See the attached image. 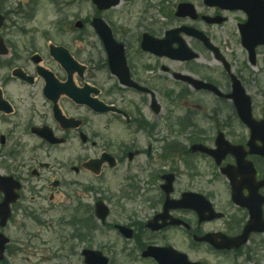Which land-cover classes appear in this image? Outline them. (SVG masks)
<instances>
[{"label":"flooded vegetation","instance_id":"1","mask_svg":"<svg viewBox=\"0 0 264 264\" xmlns=\"http://www.w3.org/2000/svg\"><path fill=\"white\" fill-rule=\"evenodd\" d=\"M37 1L27 0L24 5L13 10L5 7L8 2L5 0L0 2V14L4 15L6 21L14 15L23 21L33 20L39 3ZM59 1L67 6L65 0ZM181 5L190 7L179 10ZM160 14L162 22L159 21V25L157 21L148 25L141 22V27L118 28L109 24L114 40L124 48L129 81L126 82L122 76L111 75L107 51L98 40L104 54L103 69L106 73L99 86L87 78L89 68L86 64L82 76L76 71L71 76V71L67 72L57 59L60 48L71 57L70 40H59V37L71 34V27H0V38L6 50V54H0V59L4 60H0V69L6 71L0 76V123L5 125L0 128V176L10 178V185H14L16 195L9 204L10 214L6 224L0 228V233L6 239L0 264H9V255H35L36 252L71 255V251L80 245V255L86 250L105 256L103 251L106 245L100 240L108 232L125 239L116 228L118 226L131 232L129 240L136 243L139 255L145 248L140 245L146 243L141 241L143 237L154 239L171 229L181 231L193 244L205 246L213 253L208 244L196 243L193 236L222 233L235 237L241 233L248 221V212L233 203L232 186L221 169H229L235 192L243 197L249 196L252 191L253 185L247 183L251 180V171L242 175L236 170L235 156L226 154L217 163L206 153L193 150V147L203 145L215 149L216 139L221 134L226 141L242 146L247 153L250 131L239 121L231 100L211 90L196 89L191 81L180 80L175 74L212 84L224 95L232 91L230 74H233L246 90L241 70L251 65L245 49L240 45L245 60L239 67L233 50L226 52L223 49L225 44L218 41L216 34L218 27H234L240 43L237 28L245 22L246 15L240 10L229 11L208 6L203 0H174L169 9H161ZM87 23L90 24V20ZM84 28L81 30L84 31ZM190 29L204 33L217 48L220 57H216L202 41L188 35ZM171 31L165 40L166 44L177 49L180 43H185L189 50L183 51V55L195 54L194 57L174 60L142 49L145 36L161 41ZM18 36L25 38V47H19ZM258 52L262 53L263 59V47L255 49L256 62ZM223 61L227 62L228 71ZM168 80L181 87L182 119L163 120L162 123L145 119L141 108L144 102L152 114L160 113L161 105L157 113L153 107V101L158 102L160 95L156 81ZM75 88L80 91L76 92ZM72 91L76 92L79 99L88 100V104L76 103L71 97ZM125 95L140 97L139 105L134 101H125ZM205 97L226 103L232 114L231 119L224 117L220 125L219 112L213 110L214 114L210 113V116L202 115L207 110L201 103L203 99L206 100ZM99 104L125 112L128 120L120 113H96L94 108ZM21 109L27 112L22 121H13L11 117L19 114ZM75 109L83 110L84 114H71V110ZM98 117L104 118L100 129L93 125L92 118ZM257 118H264V113ZM71 120L79 122L78 128L71 126ZM204 122L211 125L207 133L201 130ZM235 123L244 134L237 135L233 131ZM119 131L129 135L126 141L117 137ZM28 139L35 142L27 146L24 142ZM73 142L80 144L83 154L76 157L74 153L64 152L71 150ZM256 144L261 145L259 142ZM61 150L65 153L62 158ZM92 150L96 151L93 153ZM105 157L107 160H104ZM109 157L113 160L109 161ZM101 159L99 173L95 174L97 163L90 162ZM198 160H206L215 169L216 180L222 179L226 183L227 197L223 203L213 199L209 192H200V189L193 187L204 180L198 173ZM245 161L253 166L255 182L261 181L264 158L247 153ZM112 172L122 174L117 194H109L92 182L101 177L105 180V175ZM71 174L86 175V181L83 184L75 182ZM170 175L173 176V189L170 192L172 200H178L184 192L200 193L211 202L215 212L222 215L221 218L199 222L195 212L172 208L168 210L166 225L161 230L147 228V223L163 211L166 195L162 186L167 180L165 177ZM181 175L186 176L189 184L178 191ZM78 189L80 191H75ZM74 191L78 196L76 200L72 199L75 198ZM258 194L264 198V186L259 188ZM3 199L4 193L0 190V203ZM139 199L140 209L128 210ZM98 202L103 204L107 212L103 220L96 214ZM223 204L226 207H221ZM227 209L231 212H227ZM262 212L264 217V204ZM170 218L182 219L189 228L168 225ZM18 220L21 235L12 236L9 225ZM158 222L163 223L162 220ZM27 224L31 230L36 227V232L29 230ZM62 235L64 237L60 242ZM223 253L236 254V251ZM141 259L156 264L153 259ZM108 261L111 264V260Z\"/></svg>","mask_w":264,"mask_h":264},{"label":"rangeland","instance_id":"2","mask_svg":"<svg viewBox=\"0 0 264 264\" xmlns=\"http://www.w3.org/2000/svg\"><path fill=\"white\" fill-rule=\"evenodd\" d=\"M26 1L27 0H8L5 7L15 10L19 6L24 5ZM173 1L174 0H121V3L117 7L100 13V16L108 22L111 27H141L139 23L143 22L144 25H148L154 23L153 21H157L159 25V21L162 22V15L160 14L161 9H169L170 4ZM37 2L39 3L36 7L37 11L33 20L23 21L20 20L18 15H14L9 21H6L5 27H71V34L67 36L69 38L59 37V40H70L71 53L79 62L86 64L89 68L87 78L91 79L98 86L99 84H102L103 79L106 76L105 70L103 69L104 54L102 52V46L89 24L85 22L89 21L95 13V8L92 4L87 0H77L75 2L71 0V6L69 8L66 7L62 14L56 12L51 0H39ZM77 19L83 21L85 27L84 31H78L75 28L74 23ZM216 34L218 41L225 44L223 49L226 52L233 50L237 57L236 63L238 62V66L240 67L245 60V56L244 53H241L240 51L241 47L237 34L234 32V27H218ZM23 40H25L23 36L17 37L19 47H25L27 44V42H23ZM242 57L244 58L241 60ZM0 60L4 61L3 59ZM241 71L246 82V91L250 94L253 101V113L258 117L260 114L264 113V63L262 53L258 52L257 62L254 67L251 66L248 69L246 68V70ZM5 72L4 69H0V76H3ZM156 86L160 91L158 102L161 104L162 109L158 115H154L147 110L144 102V106L141 107L142 115L145 119L155 123H158V121L162 123L163 120L180 121V119H182L180 118L182 114L181 87L171 80L163 82L156 81ZM166 91H168V93ZM124 98L125 101H134L135 104L139 105L138 99L140 97L135 95H125ZM201 103L203 104L204 109H207L202 115L205 114L206 116H210V113L214 114V111L217 113L219 112L220 125L222 123L221 119H224V117L231 119V111L223 101L206 98V100L203 99ZM25 113L27 112L21 109L19 110V114L11 117V119L13 121H22ZM77 113L84 114V111L81 109L71 110V114ZM166 117L168 119H165ZM92 119H94V127L100 129V125L104 118L98 117ZM3 127H5V125L0 123V128ZM201 127V130L206 131V133L211 129V125H206V122H204V125L202 124ZM7 128H9V126ZM220 129H222V127H220ZM233 131L237 135L244 134L243 130H240L236 123L234 124ZM116 135L123 141H126L129 136L126 132L123 133V131H119ZM32 142L35 141L28 139L24 144L30 146ZM70 147L71 150H66L64 152L74 153L76 157L83 154V149L79 143L73 142ZM95 151L96 150H92L91 152L94 153ZM61 152L60 158H62V154H65L62 150ZM197 162L199 165L198 173L204 180L203 183H199V185H194L193 187L200 189V192H209L213 199L219 203H223L227 197L226 183L223 182L222 179L218 181L216 180V171L206 160H198ZM119 177H122V174L119 175L112 172L105 175V180L101 177L100 180H92V182L102 190L110 192L109 194H117V192L120 191ZM71 178L80 184H83L86 181V175L82 174H71ZM188 184L189 180L186 176L181 175L177 184L178 191L187 188ZM75 191H80V189ZM75 191L73 192V195L75 196V198H72L73 200H76V197H78ZM80 201L85 203L84 200ZM140 205L141 203H138L137 200V202L130 205L128 210L140 209ZM221 207H226V204H223ZM229 210L230 209H227L226 211L228 212ZM24 224H26V222ZM18 225L19 220L10 223L9 232L12 236L21 235ZM27 227L31 230L29 224H27ZM35 229L36 227H33L31 231L36 232ZM63 237L64 236L62 235L60 242ZM100 241L106 245L103 253L109 260H111V264H154L150 260L141 259L139 252L136 250V243L132 240H125L114 232H108L106 237L102 238ZM141 241L143 243L146 242L144 245H172L176 249L185 252L190 259L202 261L204 264H264V233L253 235L246 247L236 255L208 251V249L202 245L193 244L187 237H185L184 233L177 229H171L150 240L143 237ZM81 247L82 245L77 246L75 251H71V255H65L63 253L53 255L47 252L39 254L36 252L35 255H9L7 261L9 264H83L80 255ZM66 254L70 253L67 252Z\"/></svg>","mask_w":264,"mask_h":264},{"label":"water","instance_id":"3","mask_svg":"<svg viewBox=\"0 0 264 264\" xmlns=\"http://www.w3.org/2000/svg\"><path fill=\"white\" fill-rule=\"evenodd\" d=\"M92 3L96 6L99 11L109 9L119 4V0H91ZM208 6H217L222 9L228 10H242L247 15V21L239 25V33L241 36V43L247 49L250 55V61L254 64V49L258 45L264 46V0H203ZM190 6L181 5L180 9H186ZM3 23V18L0 16V27ZM78 27L81 26L80 22L76 24ZM92 27L94 28L96 34L104 44L107 54H108V63L110 71L117 75L121 76L124 73L125 80L128 77L125 61L123 57V50L120 45H118L112 38L111 32L107 25L100 19L94 18L91 22ZM193 36L202 40L204 44L211 48V45L208 43L207 38L201 34L194 32ZM2 42L0 40V47ZM143 49L151 51L157 55H166L172 58H181V52L185 49V46H180L174 52L169 48L162 46L159 42H151L149 44L143 43ZM59 63L66 69L67 72L71 71V74L74 71H77L81 74L84 67L79 65L72 57L69 56L67 51L60 48L59 54L57 55ZM121 72V73H120ZM123 72V73H122ZM197 88H205L213 90L217 95L221 96V93L214 87L204 84L202 82H195ZM71 97L78 103H87L85 99H79L76 92H71ZM227 98H231L236 107V111L239 119L250 129L251 131V140L248 142L250 146L251 153L258 154L264 157V119L256 121L252 118L251 114V103L249 97L245 94L242 89L239 81L232 76V93ZM78 98V99H77ZM155 104V102H154ZM157 105V104H156ZM159 107L156 106L155 111H158ZM97 112H105L107 110H114L113 108L105 107L98 105L94 108ZM78 122L71 120V126H77ZM260 141L262 143L261 147H256L255 142ZM217 150H207L202 146H197L194 149L207 152L217 160H221L227 153H230L235 156L237 161V168L241 174L248 173L250 165L245 163L244 154L240 152V149L235 146H230L228 142L223 139V136L220 134L216 139ZM101 160L93 161L91 163H97V167L101 164ZM88 166V165H87ZM96 167V168H97ZM223 173L228 175L227 169L222 170ZM251 173V180L247 183L253 185V177ZM230 178V177H229ZM172 179L173 176H167V182L162 186L163 191L166 193V201L163 207V213L156 216L152 221L147 224V227L153 231L159 230L166 225V218L168 210L172 208H183L194 210L198 217L199 222L203 220H211L216 217H219V214L213 213L210 203L201 195L184 193L182 194L180 200L174 201L169 199V193L172 191ZM10 178L0 177V190L4 193V199L0 203V226H4L9 214V204L13 202L16 198L14 192V185H10ZM244 182V180H243ZM264 185V179L259 182L257 185L252 186L251 196L243 198L242 194L238 195L233 187L232 197L236 204L247 207L250 211V221L245 226L242 234L236 238H228L221 234H206L203 237H195L197 241H204L209 243L216 250H230L237 249L242 244L247 241V238L251 232L261 233L264 232V219L261 216L260 202L255 203L258 200L257 190L259 187ZM262 201V200H261ZM96 214L103 220L107 214L103 204L98 202L96 205ZM208 214V215H206ZM159 220H162V224H159ZM171 225L184 224L178 219H172L169 221ZM186 226V225H185ZM121 233H123L125 238H131V232L124 227H117ZM6 239L0 233V259L3 256L4 245ZM84 263L85 264H107V259L104 258L99 252L94 251H83ZM142 257H151L158 264H200L189 262L185 254L179 253L174 250L172 247H155L149 246L142 252Z\"/></svg>","mask_w":264,"mask_h":264}]
</instances>
